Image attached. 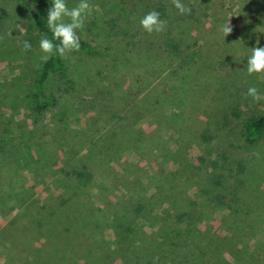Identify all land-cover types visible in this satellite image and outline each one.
<instances>
[{
	"label": "rangeland",
	"instance_id": "obj_1",
	"mask_svg": "<svg viewBox=\"0 0 264 264\" xmlns=\"http://www.w3.org/2000/svg\"><path fill=\"white\" fill-rule=\"evenodd\" d=\"M89 3L97 52L63 58L37 109L43 36L0 0V264H264V134L244 128L264 115L244 95L264 93L246 71L264 0ZM152 10L160 33L140 27Z\"/></svg>",
	"mask_w": 264,
	"mask_h": 264
},
{
	"label": "clouds",
	"instance_id": "obj_2",
	"mask_svg": "<svg viewBox=\"0 0 264 264\" xmlns=\"http://www.w3.org/2000/svg\"><path fill=\"white\" fill-rule=\"evenodd\" d=\"M172 3L180 14H190L191 9L181 3V0H172ZM94 7L89 3V0H79L72 7L67 5L66 0H51L46 24L52 33V38L41 37L39 41V48L44 53L43 61H47L53 54L65 58L68 54L80 50L78 31L84 28L85 21ZM166 23L160 18V13L155 10L149 11L139 20L140 27L149 34L164 31ZM221 32L224 38L232 32L229 20L221 26ZM54 41H58V43H54ZM256 43L259 44V40ZM31 48L32 45L28 41L22 42V51L26 52ZM246 71L249 75L264 72V47L251 48L250 54L247 55ZM244 95L251 97L254 103L264 100V93H260L255 86L249 87Z\"/></svg>",
	"mask_w": 264,
	"mask_h": 264
},
{
	"label": "trees",
	"instance_id": "obj_3",
	"mask_svg": "<svg viewBox=\"0 0 264 264\" xmlns=\"http://www.w3.org/2000/svg\"><path fill=\"white\" fill-rule=\"evenodd\" d=\"M20 1L24 4L28 13L30 14L37 31L43 37H48L49 39H51L52 33L50 32L46 24L48 11L44 7H41L37 0ZM54 43H58V41H54ZM79 51L93 54L97 52V49L87 40L80 38ZM64 68V60L58 54H53L47 61H43L34 89L35 105L37 109H42L55 103V98L52 96V94L45 92L44 84L50 73L61 74ZM244 128L246 132L245 143L252 144L256 142L264 134V115L258 117H248L244 120ZM21 189L22 185H20L19 187L11 186L8 187L6 191L7 194L13 195L16 191ZM19 193L20 195H22L21 191ZM117 221L120 220L117 219ZM119 227L121 228L122 226L118 225V228Z\"/></svg>",
	"mask_w": 264,
	"mask_h": 264
}]
</instances>
